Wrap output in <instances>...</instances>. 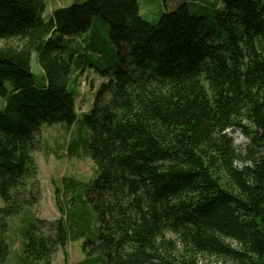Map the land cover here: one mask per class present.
Masks as SVG:
<instances>
[{"label": "trees", "instance_id": "1", "mask_svg": "<svg viewBox=\"0 0 264 264\" xmlns=\"http://www.w3.org/2000/svg\"><path fill=\"white\" fill-rule=\"evenodd\" d=\"M46 4L0 0L1 260L17 216L27 264H48L69 240L63 217L28 213L40 199L34 154L44 127L76 121L69 86L94 67L75 39L101 25L117 62L95 68L105 81L83 113L87 138L66 148L83 147L96 174L55 188L61 213V194L83 188L97 219L75 264H264V0H220L211 19L184 2L156 23L139 0L73 3L48 20Z\"/></svg>", "mask_w": 264, "mask_h": 264}, {"label": "rangeland", "instance_id": "2", "mask_svg": "<svg viewBox=\"0 0 264 264\" xmlns=\"http://www.w3.org/2000/svg\"><path fill=\"white\" fill-rule=\"evenodd\" d=\"M85 1L87 0H46L47 4L43 18L48 20L51 12L57 8L68 7L73 3H83ZM184 2L190 4L191 11H194V4L197 3L196 8L206 13L209 19L213 17L215 5L220 4V0H139L142 9L141 15L151 23L158 21L161 11H174ZM75 40L74 48L78 50L79 47V52L87 55L90 64L94 67H86L84 73H77L69 86V90L75 98L76 121L67 128L61 126L44 127L40 133L42 147L34 154V160L38 168L37 180L40 199L35 206L28 209V213L46 221H54L63 217L66 219L70 235L65 245L54 252L48 264H75L81 261L84 257L81 250L84 240H96L97 238V219L94 211L85 204L82 195L83 188L78 187L73 192L61 194L60 203L63 213L56 206L55 188L57 185L61 189L60 180L62 178H73L78 182L87 184L96 174L94 162L83 147L80 146L78 151L76 150L71 157L68 156L67 149L71 141L78 140V142H81L82 139L87 138V130L81 123L83 113L89 111L94 92L100 83L105 81L104 78L98 75L95 68L111 67L117 61L112 55L114 45L101 25H98L97 34L84 33ZM31 68L35 81L38 84H43V72L38 65L35 53L31 57ZM231 136L237 146L246 143V140L238 132L231 134ZM72 197L73 200L70 201ZM2 206L3 203L0 199V208ZM21 218L22 216H17L8 220V229L4 234L8 252L3 260L0 258V264H27L22 250L23 239L20 232L23 225ZM76 226H79L80 229L77 232L73 230V227ZM79 232H83V235H79ZM198 264L223 263L214 258H200Z\"/></svg>", "mask_w": 264, "mask_h": 264}, {"label": "crops", "instance_id": "3", "mask_svg": "<svg viewBox=\"0 0 264 264\" xmlns=\"http://www.w3.org/2000/svg\"><path fill=\"white\" fill-rule=\"evenodd\" d=\"M140 12H142V9L140 8Z\"/></svg>", "mask_w": 264, "mask_h": 264}]
</instances>
